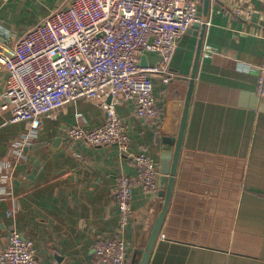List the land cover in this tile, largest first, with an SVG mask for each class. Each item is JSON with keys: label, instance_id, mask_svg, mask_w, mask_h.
<instances>
[{"label": "crops", "instance_id": "crops-1", "mask_svg": "<svg viewBox=\"0 0 264 264\" xmlns=\"http://www.w3.org/2000/svg\"><path fill=\"white\" fill-rule=\"evenodd\" d=\"M210 0L202 49L169 204L147 264H264V96L256 93L264 55V0ZM70 0H0V25L8 45L52 9ZM186 31L169 65L172 78L153 77L159 108L139 117L119 100L132 153L157 164L174 151L198 33ZM156 64L159 54H146ZM7 71L0 67V92ZM105 112L100 100L78 99L37 128L9 122L0 112V248L16 228L31 239L43 264H91L98 242L122 235L126 264H137L161 210L158 190H132V216L119 229L112 188L134 164L115 145L89 146L66 138L73 125L93 128ZM172 158L168 160L171 164ZM159 179V176H158ZM159 181H157L158 184Z\"/></svg>", "mask_w": 264, "mask_h": 264}, {"label": "built area", "instance_id": "built-area-1", "mask_svg": "<svg viewBox=\"0 0 264 264\" xmlns=\"http://www.w3.org/2000/svg\"><path fill=\"white\" fill-rule=\"evenodd\" d=\"M222 1L229 2L232 14L250 18L248 8ZM201 6L202 0H70L49 11L11 46L0 25V67L7 71L0 112L9 113V122L37 128L43 116L54 118L78 99L101 101L104 121L93 128L73 125L66 138L89 146L115 145L132 160L133 177L119 176L112 188L121 232L132 216L133 187L155 193L159 172L147 153L131 152L116 104L130 101L139 117L159 116L152 79L170 81L178 41L191 25L202 22ZM149 52L159 54V61L141 65V56ZM255 89L264 96V55ZM126 249L122 235L100 241L91 264H126ZM0 264L43 263L33 241L11 228L0 248Z\"/></svg>", "mask_w": 264, "mask_h": 264}, {"label": "water", "instance_id": "water-1", "mask_svg": "<svg viewBox=\"0 0 264 264\" xmlns=\"http://www.w3.org/2000/svg\"><path fill=\"white\" fill-rule=\"evenodd\" d=\"M209 5H210V0H202V10H203V15L207 16L208 11H209ZM205 27L206 24L204 22H195L193 25H191L188 28V32H192L193 30H199V32H194L195 35L198 33L199 39L197 42V47H196V53H195V58L193 62V67L191 74L188 78V88L186 92V97H185V103H184V108L180 120V125H179V130L177 133V136L175 138V141L173 140L174 143V151L172 154H169L168 152L163 154L162 160L160 162V169H159V179H158V194L159 196L164 198L161 210L158 213V216L153 223L150 231V235L148 237V240L146 242V245L142 251L141 258L137 264H147L151 251L154 247V244L157 240L160 226L162 224L164 215L166 213V209L169 204L170 196L172 193V188H173V183H174V176L176 173V166L178 163V156H179V151L181 147V142H182V136L186 124V118H187V112H188V106L192 94V89L194 86V79L196 76V70L199 62V57L202 49V44H203V37H204V32H205ZM140 64L141 65H146V55H142L140 58ZM110 98H107V101H109ZM172 158L171 164L168 163V160Z\"/></svg>", "mask_w": 264, "mask_h": 264}, {"label": "rangeland", "instance_id": "rangeland-1", "mask_svg": "<svg viewBox=\"0 0 264 264\" xmlns=\"http://www.w3.org/2000/svg\"><path fill=\"white\" fill-rule=\"evenodd\" d=\"M43 117L48 118V117H46V116H43Z\"/></svg>", "mask_w": 264, "mask_h": 264}]
</instances>
